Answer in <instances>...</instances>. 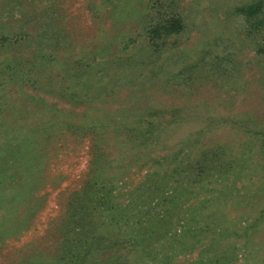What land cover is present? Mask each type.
<instances>
[{
  "label": "rangeland",
  "instance_id": "374dc122",
  "mask_svg": "<svg viewBox=\"0 0 264 264\" xmlns=\"http://www.w3.org/2000/svg\"><path fill=\"white\" fill-rule=\"evenodd\" d=\"M89 175L83 264H264V0H0V264H69Z\"/></svg>",
  "mask_w": 264,
  "mask_h": 264
},
{
  "label": "trees",
  "instance_id": "16d2710c",
  "mask_svg": "<svg viewBox=\"0 0 264 264\" xmlns=\"http://www.w3.org/2000/svg\"><path fill=\"white\" fill-rule=\"evenodd\" d=\"M240 11L242 13L247 14L248 16L250 15L251 17L252 16L256 17V14L258 13L262 14V6L251 5V7H248L247 9L245 8ZM175 20L176 19H174L172 23H169V26L172 24V26L177 29L176 26L177 21ZM96 130L97 129H95V127L90 128L88 130V135L92 136L93 134H95ZM90 144L94 149L95 146L92 143ZM91 165H93V167H97V164L95 162H92ZM90 168L91 167H89L88 171L90 170ZM218 168L229 169L230 166L228 165V163H226L225 165H220V167ZM196 170H198L200 174H202L207 170H209V168L204 169L203 167H197ZM101 171L102 169L98 167V172ZM185 174L187 175V173ZM196 176L199 177V179L201 178V176L198 175ZM99 179L101 178L98 176L95 177L93 175H89V177H86V180L83 181L80 188L69 194L68 201L66 202L67 204L65 209L66 221L63 228H66L68 230L67 236L71 235V237L68 240V242H70L69 245L63 248L65 251L64 255L69 254L68 258L70 257L73 258V260H69V264H83V262H86L85 259H87V254H84L82 256L74 255L75 251L81 250V248H76V246L79 244L78 241H82V240L85 241L86 239H89L95 243H101L106 235L105 220H108L109 218H110L109 220L112 219L113 216L112 213H114L115 206L111 205V196L106 194H101L100 192L102 190L98 192L92 189V186L99 187L100 189L104 188V186L101 184V181L98 182ZM93 181H95L96 183H93ZM262 214L260 216H262ZM258 227L259 225L257 219L245 228L246 246L251 241H254L252 236L254 232L255 233L257 232ZM262 235L264 236V234ZM114 243L118 246L116 242ZM82 244H86V243L80 242V245L78 246L81 247ZM245 261H246L245 264H254L249 259H245ZM262 262L264 263V261Z\"/></svg>",
  "mask_w": 264,
  "mask_h": 264
}]
</instances>
